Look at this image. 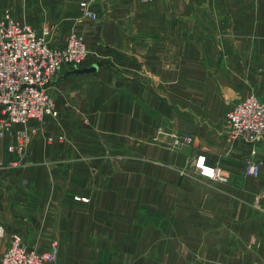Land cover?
Listing matches in <instances>:
<instances>
[{
    "label": "crops",
    "instance_id": "obj_1",
    "mask_svg": "<svg viewBox=\"0 0 264 264\" xmlns=\"http://www.w3.org/2000/svg\"><path fill=\"white\" fill-rule=\"evenodd\" d=\"M4 9L50 30L55 46L81 36L90 55L55 77L58 116L22 156L7 150L18 126L0 136V263L18 234L37 250L56 242L51 264H264V142L233 139L226 124L241 98L264 102V0H0ZM252 149L258 176L246 173ZM198 154L224 178L201 176Z\"/></svg>",
    "mask_w": 264,
    "mask_h": 264
},
{
    "label": "built area",
    "instance_id": "obj_2",
    "mask_svg": "<svg viewBox=\"0 0 264 264\" xmlns=\"http://www.w3.org/2000/svg\"><path fill=\"white\" fill-rule=\"evenodd\" d=\"M151 2L152 0H142ZM83 17L97 19L86 1L80 2ZM50 30L37 31L29 25L16 21L9 9L0 12V136L9 128L18 126L14 141L7 146L10 153L22 156L34 136L38 124L46 116L57 117L58 108L51 86L55 77L66 65L80 66L90 55L83 38L71 32L64 43L55 46ZM226 124L231 138L255 145L264 142V102L249 95L232 104L226 112ZM50 141L54 140L49 136ZM63 140V136H58ZM189 137L182 142H189ZM176 142H181L180 139ZM251 150L247 159L246 173L258 176L261 162ZM194 168L208 179H223L217 166L208 162L204 154H198ZM76 200L86 201L84 197ZM256 200L264 203V189ZM5 228L0 224V238ZM58 254L56 242L46 250L28 246L18 234L11 236L10 244L2 254L0 264H51Z\"/></svg>",
    "mask_w": 264,
    "mask_h": 264
},
{
    "label": "rangeland",
    "instance_id": "obj_3",
    "mask_svg": "<svg viewBox=\"0 0 264 264\" xmlns=\"http://www.w3.org/2000/svg\"><path fill=\"white\" fill-rule=\"evenodd\" d=\"M66 39V38H65Z\"/></svg>",
    "mask_w": 264,
    "mask_h": 264
}]
</instances>
